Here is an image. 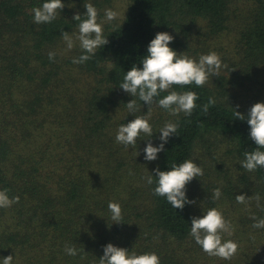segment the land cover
<instances>
[{"label":"trees","instance_id":"trees-1","mask_svg":"<svg viewBox=\"0 0 264 264\" xmlns=\"http://www.w3.org/2000/svg\"><path fill=\"white\" fill-rule=\"evenodd\" d=\"M113 1L61 0L65 7L51 23L35 24L32 9L45 0H0V190L19 197L0 208V264L9 255L13 264H99L108 243L137 255L155 252L160 264H264V228L253 227L264 218V167L241 166L256 146L247 120L233 110L247 117L253 104L264 103V0H128L123 18L103 26L108 43L85 63H72L86 53L77 44L65 54L61 32L76 41L79 21L72 18H86L83 5L93 4L101 17ZM158 32L174 37L169 47L178 54L198 61L215 51L225 67L204 86L161 92L157 100L193 91L197 107L173 116L154 102L153 136L141 133L127 149L116 143L117 130L148 116V105L119 85L133 65L142 67ZM226 32L234 49L221 45ZM209 97L216 102L204 113ZM131 99L137 110L130 113ZM169 121L179 123L177 136L146 161L147 140L158 146ZM185 160L204 174L186 185L194 203L174 209L153 194L156 177L151 185L145 177ZM216 188L219 199L212 197ZM241 194L253 199L237 203ZM109 202L120 204V224ZM213 207L234 229L223 234L239 246L230 260L208 256L190 235L191 218ZM66 247L80 251L71 256Z\"/></svg>","mask_w":264,"mask_h":264},{"label":"clouds","instance_id":"clouds-1","mask_svg":"<svg viewBox=\"0 0 264 264\" xmlns=\"http://www.w3.org/2000/svg\"><path fill=\"white\" fill-rule=\"evenodd\" d=\"M65 5L61 0H45L40 7L32 9L35 24L51 23L57 16V13ZM86 12L83 14L86 18L81 19V14L77 13L73 16L74 21H79L78 35L76 39L80 42V47L86 54L74 58L72 63L83 64L95 55L98 48L108 43L107 37L103 35L102 24L98 22V10L91 4H84ZM119 14L111 9L105 10V19L112 21ZM62 39L66 42L67 49L74 47L73 37L69 32H61ZM174 37L167 32L156 33L147 46V54L141 61L142 67L138 68L133 65L126 72L123 82L119 88L128 93L131 97L138 96L140 101L148 105V116H136L128 123L121 124L117 130L115 141L125 146H137V141L141 133L147 136H153V129L149 123L151 115L150 106L155 102L159 107L167 110L170 115L177 116L183 112L186 116H190L197 107L196 101L199 98L193 91H185L178 93L171 91L163 98L156 99L161 92L167 91L173 85L187 86L195 84L196 86H204L210 76L218 75L222 67L220 56L216 52H210L201 55L199 60L192 59L187 55L178 54L169 47ZM55 53L49 52V60H53ZM215 99L209 97L208 103L203 105L202 111L207 113L210 105L215 104ZM129 112L137 110L135 100L131 99L125 104ZM239 107L238 105L236 106ZM234 113L239 120H247L250 132L249 138L254 141L256 149L244 153V161L241 166L248 171H255L257 167H264V103L257 102L251 106L247 117L236 111ZM179 127L178 122H166L159 129V139L161 143L153 146L149 141L145 148L144 159L146 161H154L157 154L164 150V144L168 139L177 133ZM139 153L137 152L136 156ZM155 175L145 177L146 182L151 185L153 176L156 177L157 186L153 190V194L166 197L167 202L174 209H183L185 204L194 203L186 198V185L194 178L202 176L203 169L197 165L194 160H185L179 165L173 164L170 170L161 171L159 168L153 170ZM221 191L219 188L213 190V199H219ZM253 197L245 195H236L237 203L246 204ZM259 205L260 197H254ZM19 202V197L9 198L7 190H0V208H9L14 203ZM108 208L111 212V219L116 224H120L122 220V209L119 203L109 202ZM255 220L256 218L253 217ZM254 228H264V218L257 220L253 224ZM233 226L227 221L222 212L213 207L207 210L200 217L191 218L190 235L194 238L197 245L210 257H218L224 260H230L238 251V243L231 239L224 240L223 234L231 236L233 234ZM79 249L75 247H66L65 252L68 255L76 256ZM2 264H13V256L9 255L3 258ZM99 264H160V258L155 252L137 255L130 253L129 250L113 246L111 243L103 246V255L99 258Z\"/></svg>","mask_w":264,"mask_h":264},{"label":"rangeland","instance_id":"rangeland-1","mask_svg":"<svg viewBox=\"0 0 264 264\" xmlns=\"http://www.w3.org/2000/svg\"><path fill=\"white\" fill-rule=\"evenodd\" d=\"M127 5H128V0H114L111 5H107L106 4V8L107 9H111V10H114L116 11L119 15L117 16L116 19L112 20V21H107L105 19V13H104V9H101V12H102V16H98V22L102 24V27L107 24V23H115V22H119L122 18H123V15H124V12L127 8ZM231 35L232 33L231 32H226L223 36H221V38L219 40H221V45L223 47H229L227 48L228 50H230L231 48L234 49V47L232 46L231 44ZM78 42V43H77ZM77 44H80L79 40H76L74 41V47L77 45ZM198 45L201 46L202 48H206L205 45H203L202 43L198 42ZM73 47V48H74ZM72 48V49H73ZM68 52V49L66 48L65 49V54ZM213 52V51H212ZM215 52V51H214ZM209 53H210V50H209ZM208 53H204V55H206Z\"/></svg>","mask_w":264,"mask_h":264}]
</instances>
